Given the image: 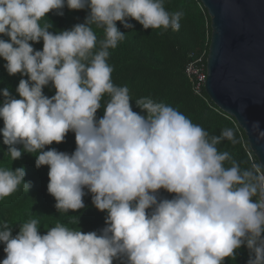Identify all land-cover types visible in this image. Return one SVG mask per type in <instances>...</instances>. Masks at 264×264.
<instances>
[{"label":"clouds","instance_id":"obj_1","mask_svg":"<svg viewBox=\"0 0 264 264\" xmlns=\"http://www.w3.org/2000/svg\"><path fill=\"white\" fill-rule=\"evenodd\" d=\"M65 5L90 12L85 23L53 34L52 23L40 22L52 10L63 15ZM182 16L167 11L164 0H0V34L11 41L0 39V57L10 75L28 77L16 89L21 99L3 90L7 154L13 161L22 152L35 154L37 168L49 166L48 192L60 213L84 208L85 188L107 212L99 234L57 224L41 235L36 219L19 231L4 221L2 264H223L242 245L250 252L247 264H264V164L242 169L230 152L218 150L225 139L238 142L231 128L210 135L150 96L135 100L146 115L134 112L129 88L112 80L109 49L125 39L117 21L126 29L134 28L132 18L144 29L178 31ZM41 39L43 50H34L29 42ZM50 82L51 98L43 92ZM252 127L264 139L260 123ZM69 131L73 153L44 150ZM25 175L23 167H0V200L21 184L28 192ZM161 189L174 197L158 198Z\"/></svg>","mask_w":264,"mask_h":264},{"label":"trees","instance_id":"obj_2","mask_svg":"<svg viewBox=\"0 0 264 264\" xmlns=\"http://www.w3.org/2000/svg\"><path fill=\"white\" fill-rule=\"evenodd\" d=\"M164 7L170 13L181 11L183 16L179 23L178 31L160 29H144L135 19L129 18L128 22L134 28L126 29L117 21L118 29L125 34V39L119 42L115 49H109L108 63L113 66V83L117 86H127L132 97L130 104L134 112L146 115V112L136 106V99L150 96L156 102H163L189 118L194 124L202 126L210 135L219 136L225 128L234 130L237 143L232 144L227 139L217 145L218 150L228 151L240 163L242 169L248 168L253 163H259L256 155L251 150L245 131L236 119L219 109L209 98L205 89L203 96L193 91V85L187 76L186 66L193 58L204 56L207 60L210 38L211 19L206 8L200 0H164ZM63 15H58L57 10H52L47 17L41 20V25L52 23L50 32L56 34L63 30H71L75 25L85 23L90 9L72 10L65 5L61 10ZM98 39L103 38L104 31L93 25ZM0 39L7 42L10 37L0 34ZM34 50H43V40L29 42ZM95 51V50H94ZM193 55V57L191 56ZM5 61L0 57V106L3 105V90L7 88L16 99H21L16 89L21 79L27 76L17 73L10 75ZM43 92L51 98L56 94L54 85L50 82L44 87ZM108 97L102 100V107L97 110L96 118L103 117ZM8 145L3 143V134L0 132V167L25 169V182H30L31 187L25 191L23 184L12 195L0 200V225L7 221L20 230L21 224L31 219L38 220L41 235L47 229L63 224L70 229L81 230L85 233L96 231L98 234L106 227V211L97 209L92 200L93 194L85 188L83 197L85 207L69 212H59L55 205V197L48 192L50 178L49 166L36 167L37 156L22 152L21 158L12 160L7 154ZM23 149L22 145H17ZM77 145L75 133L69 131L61 143L53 142L45 146V151L55 148L58 151L71 154ZM174 193L161 189L158 198L172 199ZM257 200L253 197V202ZM151 211V209H149ZM3 228V227H2ZM5 243L0 245V264L6 258ZM250 252L246 245L236 250V258L226 257L223 264H247ZM114 264H122L115 260Z\"/></svg>","mask_w":264,"mask_h":264},{"label":"water","instance_id":"obj_3","mask_svg":"<svg viewBox=\"0 0 264 264\" xmlns=\"http://www.w3.org/2000/svg\"><path fill=\"white\" fill-rule=\"evenodd\" d=\"M211 19L205 91L245 131L264 164V0H200Z\"/></svg>","mask_w":264,"mask_h":264},{"label":"built area","instance_id":"obj_4","mask_svg":"<svg viewBox=\"0 0 264 264\" xmlns=\"http://www.w3.org/2000/svg\"><path fill=\"white\" fill-rule=\"evenodd\" d=\"M191 56L193 57V55ZM185 72L192 82L194 93L203 96L207 74V60L205 61L204 56H199L189 61Z\"/></svg>","mask_w":264,"mask_h":264}]
</instances>
